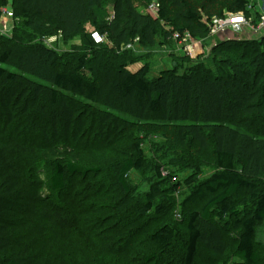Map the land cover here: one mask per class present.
Returning a JSON list of instances; mask_svg holds the SVG:
<instances>
[{
    "label": "trees",
    "instance_id": "16d2710c",
    "mask_svg": "<svg viewBox=\"0 0 264 264\" xmlns=\"http://www.w3.org/2000/svg\"><path fill=\"white\" fill-rule=\"evenodd\" d=\"M104 1L93 0L98 8ZM248 2L203 0L200 7L194 0H172L175 13L170 19L166 7L152 17L138 12L132 0H115L112 19L99 24L89 0H14L12 35H0V144L48 162L50 189L61 191L68 176L86 177L101 170L80 160L84 139L88 146L95 135L93 139L101 140L95 145L107 149L122 138L137 136L139 128L127 131L135 121L121 115L143 123L153 118L171 122L177 142L189 150L211 151L214 171L202 179H187L191 190L186 202L200 207L191 209L183 224L165 218L150 231L143 241L149 243L144 264H170L177 247L183 249V264H195L204 255L207 263L211 256L212 261L222 258L225 264H263L255 237L264 222V35L252 43L240 42L241 54L231 53L234 41L214 47L216 70L203 60H192L183 73L176 65L150 77L149 66L133 71L128 64L135 61L129 60V54L119 55L128 44L155 46L162 20L173 26V31L163 28L168 38L176 31L181 39L186 33L197 39L212 38V19L227 12L250 14ZM8 5V0L0 3V19L1 8ZM89 23L113 44L112 51L85 34ZM30 29L41 32L42 39L61 33L64 44L82 36L87 52L71 53L72 62L61 63L60 55H54L58 51L43 41L24 44L31 41ZM45 64L50 67L45 77L50 84L26 76L38 74ZM140 146L133 142L135 154L118 163V184L123 189L128 188L129 172L145 165ZM177 153L181 156L173 165L200 172V160L192 163L184 150ZM27 171L34 169L27 167ZM157 174L159 180L141 208L154 218L166 214L175 200L172 194L182 185L176 178L173 188L167 187L174 174L166 177L159 167ZM23 183L18 173L0 171V201L11 214L22 216L18 227L0 217V264H72V255L65 251L73 236L66 230L69 225L63 226L56 212L41 207L51 196L39 190L34 193ZM158 195L166 200L157 201ZM5 209L0 206V216ZM118 249L125 254L131 246ZM92 261L108 264L99 255Z\"/></svg>",
    "mask_w": 264,
    "mask_h": 264
},
{
    "label": "rangeland",
    "instance_id": "374dc122",
    "mask_svg": "<svg viewBox=\"0 0 264 264\" xmlns=\"http://www.w3.org/2000/svg\"><path fill=\"white\" fill-rule=\"evenodd\" d=\"M3 0H0V3ZM137 11L142 14H148L152 17L159 16L160 9L166 7L169 12V18L172 19L174 7L172 0H132ZM198 6H202L203 0H194ZM9 5H15L14 0H8ZM154 3L155 8L150 5ZM90 11L96 22L99 24L108 22L114 16L115 0H106L101 8L96 7L93 0H89ZM11 6V7H12ZM50 20V19H49ZM54 21V22H53ZM4 22V21H3ZM0 22V23H3ZM11 22V21H10ZM50 23L57 26V22L51 19ZM170 23V22H169ZM163 28L173 31V26L167 24L166 20L161 21V27L158 30L157 44L149 47L143 43L137 42L131 47L125 46L119 55L129 54L130 59L134 60L129 65L133 71L149 66L150 77L158 76L164 70H173L176 65L178 72L183 73L193 61L203 60L208 67L216 70V60H214L213 48L222 43L236 44V47L229 46L231 53L241 54L243 52L239 43H248L261 38L262 32L257 34L245 32L226 31L205 39L193 38L190 49L181 46L182 39L176 37L180 32H175L174 36H165ZM98 30L93 24H86L85 34H91ZM11 33V31L9 32ZM31 44H38L43 41L42 33L30 29ZM1 35V34H0ZM14 37V36H13ZM2 44V43H1ZM99 45L112 51L113 44L104 38V42ZM98 46V45H97ZM58 51L54 55H60L61 63L67 61L69 65L72 57L71 53L79 55L87 52L86 41L82 36H77L68 43L59 41V45L53 47ZM189 51V52H188ZM189 53V54H187ZM53 55V56H54ZM188 57L183 59L184 56ZM11 70H17L14 67L4 65ZM50 74V67L45 64L38 74L26 75L33 81L50 84L46 76ZM122 118L135 121V127L139 128L136 137L122 138L111 147L104 149L107 145H95L101 140L92 135L88 144L82 141L85 149L79 150V158L82 163L88 167H100L101 170L88 174L83 177L79 174L68 176L66 178V187L61 191L50 189L48 162L36 161L35 156H27L20 151L14 150L13 146L3 143L0 144V165L1 170H9L18 173L19 180L23 181V186L34 193L39 190L45 197L51 196V201H45L41 207L47 209L50 213L56 212L58 218L62 220L63 226L69 225L66 229L73 235L71 244L66 247L67 255H72V264H93L94 255L102 256L108 264H144L143 256L146 254L145 248L149 243H143L145 237L158 226L163 219L170 218L183 224L187 213L193 208L200 207L201 204L186 202L190 193V186L186 184L190 177L205 178L210 176L213 171V154L210 150L194 147L190 149L180 142H177V135L174 133L171 122H166L160 118H153L148 122H137L128 115H121ZM31 135H27L29 138ZM26 135L24 134V138ZM140 142L141 149L145 155V165L140 170H132L127 175L128 188L123 189L118 184V163L128 156L135 154L133 142ZM85 142V143H84ZM185 151L188 160L194 163L200 160V172L194 168H183L173 165V160L181 155L177 151ZM190 155V156H189ZM27 167L34 169L31 173ZM161 168L163 174L168 177L170 173L174 174L175 179L166 182L167 187L173 188V183L181 181L182 185L172 195L175 200L169 205L166 214L154 218L151 215H145L141 211L142 206L147 201V193L150 192L152 185L158 182L159 177L157 169ZM30 173V174H27ZM30 178L28 175H31ZM163 181V180H162ZM166 199L157 196V201L163 202ZM5 206V211L1 218H5L13 226L18 227L22 216L10 212V209L4 202L0 201V206ZM40 205V204H39ZM37 208V207H36ZM38 209V208H37ZM39 212V210H37ZM48 212H44L47 214ZM183 226H181L182 228ZM65 231V227H63ZM20 232V230H19ZM37 236V235H35ZM65 236V235H64ZM256 247L264 264V222L260 223L256 231ZM126 249L131 246L128 253L119 251V247ZM149 250V249H148ZM182 250L177 247L171 254L170 264H183ZM207 256V255H206ZM209 256L207 263L205 255L199 257L195 264H225L224 259L215 258L212 261ZM234 261L237 259L234 257ZM212 261V262H211ZM165 264V262H164Z\"/></svg>",
    "mask_w": 264,
    "mask_h": 264
},
{
    "label": "built area",
    "instance_id": "2783aa9c",
    "mask_svg": "<svg viewBox=\"0 0 264 264\" xmlns=\"http://www.w3.org/2000/svg\"><path fill=\"white\" fill-rule=\"evenodd\" d=\"M248 1L247 10L250 12V14L247 12H227L223 16H215L212 19V22L209 24L210 36L219 35L226 31H232L236 33L245 32L246 30H249V33L255 34L262 32V35H264V0ZM150 7L151 9H154L155 4L152 3ZM1 10L2 15L0 22H3L4 19H8L11 22L9 21L0 23V34L11 36L14 29V14L12 7L10 5L4 6L1 8ZM10 31L11 33H9ZM91 36L96 44L104 42V36L98 30L92 32ZM176 37H179V34H177ZM62 39L63 35L60 33L58 35L45 37L43 42L47 47L53 48L54 46L59 45V41H62ZM192 39L193 38L190 33H186L182 37L181 46L186 49H190ZM132 45L133 44H128L127 47H131Z\"/></svg>",
    "mask_w": 264,
    "mask_h": 264
},
{
    "label": "crops",
    "instance_id": "0c3cea01",
    "mask_svg": "<svg viewBox=\"0 0 264 264\" xmlns=\"http://www.w3.org/2000/svg\"><path fill=\"white\" fill-rule=\"evenodd\" d=\"M10 20H8V19H4V22H9Z\"/></svg>",
    "mask_w": 264,
    "mask_h": 264
}]
</instances>
